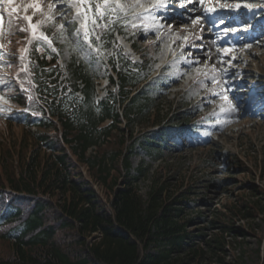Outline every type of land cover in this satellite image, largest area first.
Instances as JSON below:
<instances>
[{
	"label": "trees",
	"instance_id": "obj_1",
	"mask_svg": "<svg viewBox=\"0 0 264 264\" xmlns=\"http://www.w3.org/2000/svg\"><path fill=\"white\" fill-rule=\"evenodd\" d=\"M55 54L49 59L33 44L26 61L33 84H24L33 101L23 90L9 93L13 104L29 112L8 117L7 130H0V264H246L245 248L232 251V261L228 250L238 238L255 236L237 222L264 217V205L239 195L194 231V217L184 212L188 192L171 199L160 185L143 197L134 176L123 172L130 165L126 139L113 136L121 118L115 103L130 99L128 87L140 79L132 74L129 82L120 74V92L116 88L113 100L97 108L91 79L84 77L87 101L78 105L62 98L68 85L54 65ZM109 117L114 124L99 129ZM102 137L108 147L88 154ZM84 164L103 184L105 198L83 174Z\"/></svg>",
	"mask_w": 264,
	"mask_h": 264
},
{
	"label": "rangeland",
	"instance_id": "obj_2",
	"mask_svg": "<svg viewBox=\"0 0 264 264\" xmlns=\"http://www.w3.org/2000/svg\"><path fill=\"white\" fill-rule=\"evenodd\" d=\"M260 2L264 4V0ZM47 3L48 0H42L45 6ZM212 3H216V0H212ZM189 10L187 8V11ZM68 12L67 19L71 20L74 10L68 9ZM174 13L187 14L188 12L174 11ZM0 14L5 15L4 4H0ZM246 16V20L249 21L254 18L251 14ZM258 20L255 19L245 25L249 35L248 40L255 38L254 36L258 33L264 34V26H259L256 31H252ZM78 26L74 23L69 31ZM178 32H174L175 34L171 36H175ZM133 34V29L129 28L123 37L127 39V35ZM196 34V31L192 30L185 36L189 39ZM240 39V36H236L227 41V43H234L237 48V51L233 53L237 59L233 61L234 66L229 69L227 77L228 94L237 106V113L217 116H213L212 113H219L221 101L213 98L209 89L218 86L209 83L207 87L199 88L194 82L197 79L196 73L191 71H188L182 79L173 80L169 67L155 78L159 54L154 53L153 50L157 49V41L153 40L147 44L148 48H145V42L136 35L134 37L137 41L136 49L130 52L129 45L133 40L119 39L124 53H127L133 61L135 60L134 63L141 67L140 76H146L149 73L150 77L148 85L146 83L140 85L143 94L134 102L125 104L121 108L125 122L122 126L124 131L119 133L118 138L121 134L132 145L129 155L130 173L136 176L137 187L144 197H147L151 188L160 185L165 186L171 199L188 192L189 203L184 212L194 217V231L201 229L200 227H206L217 209L226 202L235 200L239 195H245L251 201L258 200L264 205V193L261 192V190L264 191V91L262 93L259 91V87L264 89V36L259 38L262 39L259 42L246 41L242 46L237 45ZM211 41L213 40L205 39L204 45L209 47ZM57 43L60 54L59 68L68 78L69 84L72 87L75 83L86 87L84 77H88L95 86L96 97L106 96L109 91L108 76L111 73L109 70L111 67L106 61L108 56L99 63L93 61L89 64L80 59L77 54L69 53L66 45L58 39ZM246 44H251V47H243ZM223 46H227L226 42ZM177 51L181 52V47ZM185 52L184 45L183 53ZM210 56V61L205 62L209 66L215 63L218 69L221 66L227 67V64L221 65L218 62L220 56L213 57L212 53ZM179 57L180 55L175 59ZM227 59L229 57H225V60ZM185 66L178 65L181 71L187 68ZM118 68L119 70L124 68L123 61L119 59ZM1 71L0 69V76ZM237 73L239 75H236ZM250 81L252 85L249 87ZM190 92L196 94H190ZM244 92H247L246 96ZM251 92L254 93L251 94ZM79 97H84L83 91ZM244 97L247 100L245 99L242 103ZM209 100L212 102L208 103ZM3 106L6 107V105ZM143 106L144 108H141ZM226 120L227 123L224 122ZM194 122L198 124L197 133L194 134L191 131L188 136H183L181 131L187 129L188 125L192 126ZM161 128H165L163 131L169 134L165 136V144L158 151L156 146L148 144L147 140L155 133H160ZM2 129L7 130V123L0 120V130ZM177 131L180 133L178 136L174 134ZM249 184L257 185L258 190L252 191L247 187ZM99 192L101 193L102 190L100 189ZM241 224L252 228L255 236L238 238L234 243L228 238L232 243L227 259L232 261V251L240 253L242 248H245L246 264H264L263 214L255 220L237 222V226ZM261 237L262 240H260ZM260 248L261 253L258 251Z\"/></svg>",
	"mask_w": 264,
	"mask_h": 264
},
{
	"label": "snow or ice",
	"instance_id": "obj_3",
	"mask_svg": "<svg viewBox=\"0 0 264 264\" xmlns=\"http://www.w3.org/2000/svg\"><path fill=\"white\" fill-rule=\"evenodd\" d=\"M192 0H68L67 4L64 0H48L46 6L41 3V0H30L25 6V14L22 17L24 26H18V30L21 32L29 33L27 39V46L21 50L20 71L26 74V77H31L32 72L29 67L28 53L30 47L35 44L36 51L50 49L48 58L51 59V53L59 55V50L54 46L52 38L43 30L45 27H54L57 32V39L66 45L69 53L77 54L80 59L86 63L91 64L93 61L99 63L101 60L106 59L108 55H113L105 48V44L109 41L104 37L112 32H116L117 28H122L124 31L132 29H142L145 33L152 31L157 37L163 31V24L161 20L168 22L169 4L178 3L181 8L187 3H191ZM0 4H6L10 7L9 16L14 13H18L19 9L14 6L15 0H0ZM198 5L204 8L203 14L197 17H188L193 25L207 23L214 28H221L222 31L218 32L217 38L224 39L227 46H217L216 51L220 53L219 63L221 65L227 64V67L217 68L215 63L209 66L205 63L203 67L199 66V61L190 60L183 54V47H181V55L179 59H175L168 65L170 75L173 80L182 79L187 75L188 71L195 72L197 79L194 82L201 89L207 87L209 83L218 86L217 88H211V96L221 101L219 105V113L213 112V116L219 114L231 115L237 113V106L232 102L228 94V80L229 69L233 67V61L237 59L233 53L237 51L234 43H227L226 38L229 34L235 36L238 32L246 31V27H242L246 18L241 16V7L246 9H255L258 6L254 3L235 2L232 0H216L213 4L212 0H198ZM207 5V6H206ZM29 9L32 10V14H27ZM68 9L74 10V15L71 20H68ZM174 11V9H172ZM189 11H196V9H190ZM234 11L237 14L233 16L224 15L225 12ZM37 14L39 19H36ZM185 13H179L177 17L173 19L182 18ZM137 21L140 23L138 24ZM250 22V21H248ZM74 23L79 26L72 31H69L71 25ZM171 25H169V28ZM11 29V25H10ZM203 30V27L201 28ZM11 30L7 32V35H12ZM6 35L4 27V16L0 14V40L4 39ZM171 38V36H169ZM179 38V37H177ZM120 39L119 36L116 38ZM184 41L188 40V37L183 38ZM201 39V37H197ZM215 43V41H214ZM113 46L118 48L119 45L113 42ZM4 45L0 43V49ZM202 47V45H201ZM243 47L250 48L251 44H246ZM67 54V53H66ZM188 55H191L189 51ZM4 54L0 52V59H3ZM175 57V52L173 51ZM225 57L229 59L225 60ZM184 64L188 66L186 71H181L178 65ZM11 67L10 64H7ZM160 67L159 64L156 65ZM236 75H239L238 73ZM202 77V79H201ZM17 80L20 84V88L17 89L4 77H0V93L6 91H20L28 93V102L33 101L31 94V88L24 86V80L17 74ZM29 85L33 82L31 79L27 80ZM190 94H196L190 92ZM13 99L11 96L0 94V118H8V113L11 111L10 107H4L3 105H10V101ZM212 101L209 100L208 103ZM219 122V121H218ZM227 123L228 121H224Z\"/></svg>",
	"mask_w": 264,
	"mask_h": 264
},
{
	"label": "bare ground",
	"instance_id": "obj_4",
	"mask_svg": "<svg viewBox=\"0 0 264 264\" xmlns=\"http://www.w3.org/2000/svg\"><path fill=\"white\" fill-rule=\"evenodd\" d=\"M235 1L241 2V0H235ZM66 2L67 0H64L65 4ZM186 6H188L189 9L195 8L196 11H191V14H185L182 18H178L174 20L173 18L177 17L178 14L174 13L172 9H174V11H184ZM169 9L170 11L168 14V22H165L163 20L160 21V23L163 24V31L159 35V37H157V35L154 32L149 31V33L152 34V38L157 39L158 46H159L158 50L159 52H161V59L159 62L160 67L157 68V70L159 71L163 70L168 65L166 59H170L174 57L173 51L175 52V55H179V53H176V51L179 48V46L182 44H184L186 47V52H185L186 58L190 60L199 61V66L201 67L202 64L205 63L207 60L210 61L211 59L210 53H212L213 48H215L214 40L211 41L209 47L204 45V41L207 37L214 38L215 33L213 31L215 30V28H213L211 25L210 27L209 26L206 27L204 26L205 23L203 25L201 24L193 25L191 23V20L188 19V17H197L198 14H201L199 12L203 10V7L198 5V0H192L191 3L185 4L183 8H181L178 3H170ZM236 14L237 13L234 11H228L224 13V15L226 16H233ZM239 14L244 15L245 13H242L240 11ZM169 25H171L170 28H169ZM202 27H203V30H201ZM192 30L196 31L197 33L196 36L189 38L187 41H184L183 39H181L185 37V34H187L188 32ZM176 31H179V32L176 33L175 36H172L173 41H169L170 39L169 36L175 34L174 32ZM135 32L141 33L142 38L148 39V35H146L142 29L137 28ZM166 33H169V34H166ZM197 37H201V39H197ZM127 38L131 40V36H128ZM169 42L171 44H169ZM164 44H169V45L165 46ZM189 51L191 52L190 56L188 55ZM216 53L218 52L216 51ZM185 67L188 68V66H185ZM241 102L243 103L244 99Z\"/></svg>",
	"mask_w": 264,
	"mask_h": 264
}]
</instances>
